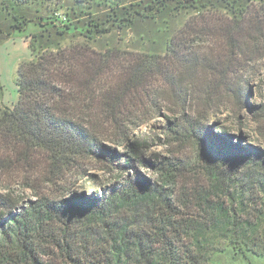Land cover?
<instances>
[{
    "label": "rangeland",
    "instance_id": "1",
    "mask_svg": "<svg viewBox=\"0 0 264 264\" xmlns=\"http://www.w3.org/2000/svg\"><path fill=\"white\" fill-rule=\"evenodd\" d=\"M229 1L225 5L214 0H116L118 6L112 7L110 1L97 0L85 7L73 0H38L28 4L13 0L2 4L0 0V111L11 109L18 100V69L31 59L30 43L37 51L55 52L58 48L69 62L79 57L77 63L83 68L71 65L63 69L65 73H74V79H69L70 84L60 81L58 88L65 98L61 110L117 157L108 165L93 156H79L71 159L68 171L58 175L45 152L28 149L22 142L0 135V198L15 204L11 212L18 213L41 198L106 199L128 189L136 179L160 186L157 167L169 159H179L188 171L178 179L177 187L168 186L166 190L172 198L183 186L194 193L193 186L207 185L209 179L198 157L203 151L189 136L191 127L200 133L209 132L215 139L219 135L229 136L247 149L264 153V51L253 58L251 71L242 73L244 88H248L242 104L230 89L215 85L213 97L204 104L194 97L196 83H186L188 96L192 95L186 103L177 102L169 97L162 80L164 75L157 71L171 67L166 69L163 65L166 44L185 24L190 26V33L192 29H201L205 20L212 25L218 19L230 20L239 6L264 7L261 0ZM64 15L70 21L58 30L54 18ZM128 18L133 21L131 24ZM96 24L98 27L93 29ZM194 40L201 55L221 51L214 37L201 35ZM153 55L157 56V63L151 73L130 82L137 61L145 58L148 62ZM149 68L152 69L150 65ZM202 74L200 78L205 76ZM131 150H135L137 158ZM219 170L231 179L230 192L236 191L237 184L250 186L240 216L251 220L261 217L259 229L264 238V191L257 184L264 181V170L241 160L228 162ZM221 200L226 201L224 197ZM226 204L229 206V202ZM0 213L3 219L9 215L2 209ZM130 213V209L116 208L108 219L116 225L140 226L139 222L132 223ZM89 226V235L85 237L97 238L99 227L95 223ZM16 247L6 245L3 250L12 254ZM208 264H264V254L248 250L236 253L226 247L214 253Z\"/></svg>",
    "mask_w": 264,
    "mask_h": 264
},
{
    "label": "trees",
    "instance_id": "2",
    "mask_svg": "<svg viewBox=\"0 0 264 264\" xmlns=\"http://www.w3.org/2000/svg\"><path fill=\"white\" fill-rule=\"evenodd\" d=\"M13 1L28 4L38 0ZM95 1L73 0L85 7ZM103 1H110L112 7L118 6L116 0ZM214 1L230 3L229 0ZM54 19L58 30L70 21L67 15ZM128 19L131 24L133 21ZM217 21L212 25L205 20L201 29H192L190 33L187 23L167 41L163 65L166 69L171 67L157 71L164 75L162 80L168 87L169 97L177 102L186 103L192 95L188 96L186 83L198 84L194 97L204 104L213 97L214 85L230 89L240 104L248 96L241 77L242 73L251 71L253 58L264 51V7L261 4L239 6L230 20ZM201 35L214 37L221 51L199 54L194 37ZM28 47L31 59L18 69V100L11 109L0 111V135L22 142L28 149L45 152L58 175L68 171L71 159L84 155L111 165L117 158L114 151L104 150L94 135L61 110L65 98L58 88L60 81L70 84L69 79H74V73H65L63 69L71 65L82 68L77 63L79 57L69 62L58 48L52 52L37 51L31 43ZM148 58L151 59L148 62L145 58L137 59L130 82L140 81L155 68L157 56ZM202 73L205 76L200 78ZM197 131L191 127L189 136L203 151L198 157L203 161L201 169L209 183L193 186L194 193L183 186L172 198L166 190L168 186L177 187L178 179L188 171L179 159H169L158 164L160 186L136 179L128 189L106 199L74 196L65 201H49L41 198L12 213L15 204L0 198V209L9 213L6 219L0 213V264H208L214 253L226 247L236 253L248 250L264 254V238L259 229L261 217L251 220L240 216L250 186L237 184L236 191L230 192L232 181L219 170L228 162L240 160L253 162L264 170V153L247 149L229 136L219 135L215 139L209 132ZM131 153L137 158L135 150ZM257 184L264 191V181ZM116 208L130 209L132 223L139 222L140 226L114 224L108 218ZM90 223L99 227L97 238L85 237L89 235ZM12 244L17 246L12 248V254L3 250Z\"/></svg>",
    "mask_w": 264,
    "mask_h": 264
}]
</instances>
